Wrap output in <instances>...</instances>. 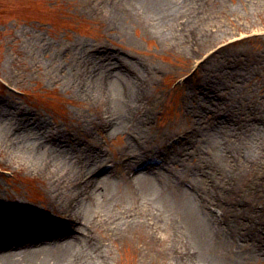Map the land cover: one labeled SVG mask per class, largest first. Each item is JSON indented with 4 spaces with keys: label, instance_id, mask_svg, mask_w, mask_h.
Wrapping results in <instances>:
<instances>
[{
    "label": "bare ground",
    "instance_id": "bare-ground-1",
    "mask_svg": "<svg viewBox=\"0 0 264 264\" xmlns=\"http://www.w3.org/2000/svg\"><path fill=\"white\" fill-rule=\"evenodd\" d=\"M166 1L98 0L97 7L112 24L121 26L132 11L142 12L140 5L153 15ZM178 1L167 2L168 9L175 11L159 16L165 20L159 25L182 17L177 16ZM183 17L198 24L194 15ZM166 31L168 38L173 35L185 47L192 38L205 42L213 34L201 29L200 34L190 30L186 35L172 26ZM74 49L78 52L64 66L57 67L48 58L50 74L57 73L58 83L73 84L88 102L100 107L98 116L84 127L89 137L102 130L106 136L125 135L126 144L118 162L108 167L111 162L105 154L89 150L72 133L50 135L35 121L25 119L21 124L13 115L18 124L8 139H1L9 125H0V147L9 155L17 153L21 164L28 163L44 175L49 197L48 210L19 202L0 206V264H111L109 243L129 234L142 236L144 256L167 258L173 264L264 261V208L258 210L254 199L233 197L239 194L240 170L256 163L251 157L255 145L248 144L249 150H243L233 140L239 138L238 123L229 115L222 119L219 108L211 111L205 103L217 94L202 90L206 101L198 105L208 113V127L215 119L219 123L213 139L203 136L200 125L186 132L185 141H177L179 148L169 150L167 143L163 149H154L149 113L143 106L147 78L142 72L148 73L147 67L107 47L87 49L84 55L78 46ZM184 54L194 57L187 49ZM76 57L78 64L73 63ZM231 116L239 118L235 113ZM240 116H245V133L249 123L254 127L249 134L264 133V115L240 111ZM191 136L198 137L192 140ZM260 190H255V199L264 198Z\"/></svg>",
    "mask_w": 264,
    "mask_h": 264
},
{
    "label": "rangeland",
    "instance_id": "rangeland-1",
    "mask_svg": "<svg viewBox=\"0 0 264 264\" xmlns=\"http://www.w3.org/2000/svg\"><path fill=\"white\" fill-rule=\"evenodd\" d=\"M170 3L163 2L153 15L140 5L142 12L132 11L130 19L119 26L97 7L98 0H0V125H9L0 138H9L18 124L16 115L21 124L35 121L50 135L55 131L74 134L89 150L105 154L111 162L108 167H113L127 137L106 136L102 130L89 137L84 127L98 116L100 107L88 102L73 84L58 83L57 73L50 74L48 61L52 58L57 67L64 66L78 52L76 46L82 55L87 49L107 47L148 69V73L142 72L147 78L143 106L150 118L151 148L163 149L167 143L169 150L179 148L177 141H185L186 132L200 125L204 126L203 136L213 139L219 123L215 119L208 127V113L198 105L206 101L202 90L212 89L217 94L205 103L211 111L219 108L220 116L225 115L222 119L229 115L238 123L239 138L233 140L243 150L248 144L256 147L251 155L256 163L240 170L236 181L239 194L233 197L239 198L237 201L254 199L255 207L261 210L264 198L254 197L255 190L264 191V133L249 134L254 128L252 123L245 133L247 124L240 111L264 115V0H181L177 2V16L182 17L159 25L165 23L159 16L175 11L168 9ZM193 15L198 24L188 23L183 17ZM156 19L159 21H152ZM171 26L183 29L186 35L190 30L200 34L201 29L212 30L213 34L205 42L192 38L185 47L173 35L166 36ZM191 44L196 46L192 48ZM186 49L194 57L187 58ZM77 58L73 63L78 64ZM186 111L191 115L186 116ZM233 113L239 118L231 116ZM9 154L0 147V206L19 202L45 209L49 197L44 175L28 163L21 164L17 153ZM143 244L140 234L115 239L109 243L111 264H173L167 258L144 256Z\"/></svg>",
    "mask_w": 264,
    "mask_h": 264
}]
</instances>
